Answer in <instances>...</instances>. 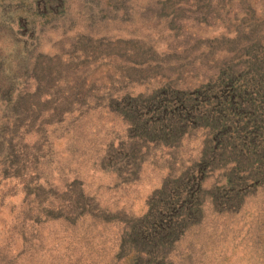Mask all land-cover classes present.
Returning <instances> with one entry per match:
<instances>
[{
    "label": "rangeland",
    "instance_id": "1",
    "mask_svg": "<svg viewBox=\"0 0 264 264\" xmlns=\"http://www.w3.org/2000/svg\"><path fill=\"white\" fill-rule=\"evenodd\" d=\"M0 264H264V0H0Z\"/></svg>",
    "mask_w": 264,
    "mask_h": 264
}]
</instances>
